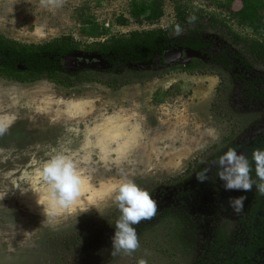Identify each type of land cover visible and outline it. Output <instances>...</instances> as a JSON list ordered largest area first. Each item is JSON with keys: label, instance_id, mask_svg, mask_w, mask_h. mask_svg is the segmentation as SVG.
<instances>
[{"label": "rangeland", "instance_id": "rangeland-1", "mask_svg": "<svg viewBox=\"0 0 264 264\" xmlns=\"http://www.w3.org/2000/svg\"><path fill=\"white\" fill-rule=\"evenodd\" d=\"M132 1L0 0V34L26 44L61 36L88 44L94 40L81 35L83 18L97 21L108 30V37L120 36L168 28L176 22V3H182L207 14L210 27L203 34L210 53L238 55L248 63L250 77L264 78V62L251 56L233 33L250 41L260 37L231 18L221 7L226 0H164V17L154 25L133 22ZM241 6V0H235L232 11ZM120 17L130 23L120 26ZM187 35L188 29H180L171 38L181 42ZM180 65L167 66L156 59L148 66L112 72L80 70L86 73L77 79L72 76L75 83L70 87L48 80L22 84L0 78V128L4 129L0 133V264H137L139 259L147 264H201L210 242L219 244V238L209 237L222 224L234 227L229 242L235 241L240 225L228 200L243 191H228L223 199L206 196L188 207L162 196L172 192L173 180L185 177L189 166L213 160L225 138L244 144L260 137L264 102L246 97L233 78L234 70L207 64L186 72ZM87 77L96 80L86 81ZM60 146L77 153L83 181L70 209H60L45 220L38 195L31 190L21 193L28 187L21 179ZM198 172L196 168L185 178ZM125 178L153 198L157 193V212L134 226L139 239L134 252L112 256L114 223L120 215L113 197ZM34 187L47 196L42 181ZM178 222L183 231L178 238L168 237Z\"/></svg>", "mask_w": 264, "mask_h": 264}, {"label": "trees", "instance_id": "trees-1", "mask_svg": "<svg viewBox=\"0 0 264 264\" xmlns=\"http://www.w3.org/2000/svg\"><path fill=\"white\" fill-rule=\"evenodd\" d=\"M234 1L226 0L221 7L228 11L231 18L238 21L240 25L253 29L260 38L250 41L242 39L234 33L233 35L236 40L246 45L249 54L264 62V37L262 36L264 33V16L262 15L264 6L261 4V0H241V9L232 11ZM164 6V0H133L129 6V15L138 25L145 23L154 25L164 17ZM175 16L176 22L166 29L135 31L113 37H108V30L97 21L86 17L81 19V35L94 40L88 44H82L73 36H61L43 44H26L0 34V78L22 84L48 80L57 85L70 87L75 83L70 78L72 76L73 79L80 78L86 71L68 72L63 68V63L66 58L79 55L82 47L84 48L82 55H95L100 58L105 63L106 72H112L121 67L148 66L154 64L156 59H160L165 65L163 55L172 47L190 49L207 58L205 61L195 59L187 64H181L180 67L186 72L200 70L207 64L228 71L234 66L247 64L245 59L238 55L210 53L211 46L203 34L210 27V23L205 21L207 14L202 11H193L185 4L176 3ZM190 17H195V20L189 22ZM117 23L120 26H127L130 20L120 17ZM177 26L181 30L188 29L187 37L181 42L171 38V34L177 31ZM91 79L85 78L86 81H91ZM254 84V81L247 84V86H252L248 95L253 99H264L263 94L259 95L253 91ZM229 139L223 140L222 149L213 156V160L209 159L199 167L189 166L186 176L194 173L196 168L199 169V172L208 169V179L204 183H199L196 180V175L192 179L185 178V176L173 180L176 183V189L172 191L180 206H192L201 202L205 195L221 199L228 195V191L224 190L223 182L216 175V161L230 147L235 148L238 153L245 154L252 166L250 175L255 178V164L252 161L251 153L255 149L264 150V138L243 146L235 145ZM224 144L226 145L223 148ZM171 193L166 192L165 194L170 195ZM242 196L245 197L244 208L240 214H237L236 222L240 225L239 232L241 233L235 237L234 242L230 243L229 238L235 231L234 227L228 223L222 224L215 230L213 236L209 237L219 238V244L214 245L210 242V250L202 259L204 261V263L201 262L202 264H264V195L259 194L253 186L251 191L243 192ZM154 199L156 200V196ZM182 231L180 222L175 223L169 231L168 237L178 238Z\"/></svg>", "mask_w": 264, "mask_h": 264}, {"label": "clouds", "instance_id": "clouds-1", "mask_svg": "<svg viewBox=\"0 0 264 264\" xmlns=\"http://www.w3.org/2000/svg\"><path fill=\"white\" fill-rule=\"evenodd\" d=\"M194 20L195 17L189 18V22ZM176 30L180 31L179 26ZM3 131L4 129H0V133ZM85 139L87 141V138ZM46 155L48 158L35 169L34 173H27L22 177L21 182L28 187L21 188V193L29 190L36 193L37 204L43 206L45 220H51L58 214V210L70 209L80 195L83 176L76 159L77 153L69 148L64 146L52 148ZM251 157L255 164V178L250 175L252 166L245 154L238 153L235 148L230 147L220 155L216 161V175L223 182L225 191L249 192L255 186L257 192L264 195V150L255 149ZM207 172L208 169L198 172L196 180L204 183L208 179ZM37 181L47 185V196L42 195L34 187ZM244 200V196L230 197L228 206L234 213L240 214L244 208ZM113 203L120 215L114 223L111 255L115 256L119 252L129 254L139 247L137 229L134 226L155 216L157 202L149 191L140 187L135 181L125 178L121 180L115 191ZM89 208L83 209L81 213L88 211ZM137 264H147V262L139 259Z\"/></svg>", "mask_w": 264, "mask_h": 264}, {"label": "water", "instance_id": "water-1", "mask_svg": "<svg viewBox=\"0 0 264 264\" xmlns=\"http://www.w3.org/2000/svg\"><path fill=\"white\" fill-rule=\"evenodd\" d=\"M201 53L195 52L190 49L172 47L167 50L163 55V62L167 66L187 64L195 59H203ZM97 63V64H96ZM104 62L95 55H85L82 53L68 57L64 60L63 68L68 72L78 73L80 70L89 69H104Z\"/></svg>", "mask_w": 264, "mask_h": 264}, {"label": "flooded vegetation", "instance_id": "flooded-vegetation-1", "mask_svg": "<svg viewBox=\"0 0 264 264\" xmlns=\"http://www.w3.org/2000/svg\"><path fill=\"white\" fill-rule=\"evenodd\" d=\"M203 55V54H202ZM251 55V54H250ZM251 56H253V55H251ZM257 61H259V62H263V61H260V60H258L255 56H253ZM207 58L204 56V58L203 59H198V60H202V61H205ZM106 67H104V69H105ZM223 70H225V69H223ZM234 70V72H233V78L235 79V80H237L239 83H240V85H241V87H242V89H243V91H244V93H245V95H246V97L247 98H249L250 99V101L252 102H256V103H260V102H264V99H253L252 97H250L249 95H248V91H249V89L252 87V86H247V84H249V83H251L252 81H254L255 82V84L253 85L254 87H253V91L254 92H256V93H258L259 95L260 94H263L264 95V91L261 89V87H262V84H263V79L264 78H260V77H250V75H249V73H250V71H249V67H248V63L247 64H245L244 66H242V65H238V66H234V67H232L229 71L228 70H225V71H228V72H231V71H233ZM241 75H243V76H241ZM236 76V77H235ZM264 138V130H263V132H262V134H261V136L260 137H258V138H255L254 140H252V141H249V142H246V143H254V141L255 140H258V139H263ZM235 145H238V146H243L244 144H246V143H244V144H240V143H236V142H233ZM222 148H220V150H221ZM176 189V187H174V189H173V191ZM172 191V193L170 194V195H166V194H164V198L165 199H168V201H172V203H174V204H176V205H178V206H180L179 204V202L177 201V200H175V193ZM174 193V194H173ZM159 196H161V195H159ZM156 197H157V193H156ZM212 197V196H211ZM203 199H206V195L203 197ZM214 233H215V231H214ZM213 233V234H214ZM213 234H212V236H213ZM208 250H210V249H208ZM208 250H206V253H208L209 251ZM205 253V254H206ZM203 258H201V260H202ZM201 262V261H200ZM203 263H204V261H202ZM202 264V263H201Z\"/></svg>", "mask_w": 264, "mask_h": 264}, {"label": "snow or ice", "instance_id": "snow-or-ice-1", "mask_svg": "<svg viewBox=\"0 0 264 264\" xmlns=\"http://www.w3.org/2000/svg\"><path fill=\"white\" fill-rule=\"evenodd\" d=\"M0 129H3V128H0Z\"/></svg>", "mask_w": 264, "mask_h": 264}, {"label": "bare ground", "instance_id": "bare-ground-1", "mask_svg": "<svg viewBox=\"0 0 264 264\" xmlns=\"http://www.w3.org/2000/svg\"><path fill=\"white\" fill-rule=\"evenodd\" d=\"M111 137V136H110Z\"/></svg>", "mask_w": 264, "mask_h": 264}]
</instances>
